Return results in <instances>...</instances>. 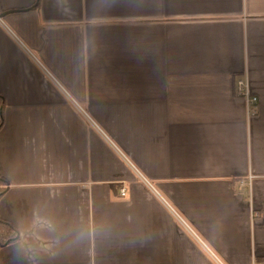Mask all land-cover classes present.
Wrapping results in <instances>:
<instances>
[{
  "label": "crops",
  "instance_id": "obj_1",
  "mask_svg": "<svg viewBox=\"0 0 264 264\" xmlns=\"http://www.w3.org/2000/svg\"><path fill=\"white\" fill-rule=\"evenodd\" d=\"M0 15V264H264V0Z\"/></svg>",
  "mask_w": 264,
  "mask_h": 264
},
{
  "label": "trees",
  "instance_id": "obj_2",
  "mask_svg": "<svg viewBox=\"0 0 264 264\" xmlns=\"http://www.w3.org/2000/svg\"><path fill=\"white\" fill-rule=\"evenodd\" d=\"M5 99L0 95V130L4 125ZM7 181L0 177V200L7 192ZM20 239L18 230L0 216V250Z\"/></svg>",
  "mask_w": 264,
  "mask_h": 264
},
{
  "label": "built area",
  "instance_id": "obj_3",
  "mask_svg": "<svg viewBox=\"0 0 264 264\" xmlns=\"http://www.w3.org/2000/svg\"><path fill=\"white\" fill-rule=\"evenodd\" d=\"M236 95L246 101L248 111L251 115L257 113L258 98L253 96L249 90L248 82L245 78H240L236 83ZM253 176H249L245 181L239 183L238 191H243L245 188L251 187L253 184ZM121 197L126 196L125 190H121Z\"/></svg>",
  "mask_w": 264,
  "mask_h": 264
},
{
  "label": "water",
  "instance_id": "obj_4",
  "mask_svg": "<svg viewBox=\"0 0 264 264\" xmlns=\"http://www.w3.org/2000/svg\"><path fill=\"white\" fill-rule=\"evenodd\" d=\"M4 17V15H0V19H2Z\"/></svg>",
  "mask_w": 264,
  "mask_h": 264
}]
</instances>
